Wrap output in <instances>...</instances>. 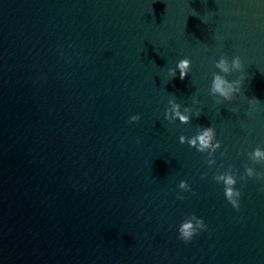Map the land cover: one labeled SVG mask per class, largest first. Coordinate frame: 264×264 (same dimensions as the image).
<instances>
[{"label":"water","instance_id":"1","mask_svg":"<svg viewBox=\"0 0 264 264\" xmlns=\"http://www.w3.org/2000/svg\"><path fill=\"white\" fill-rule=\"evenodd\" d=\"M221 55L244 66L236 105L208 94ZM173 97L201 115L167 123ZM198 127L222 144L213 167L179 143ZM257 146L264 0H0V264H264V183L238 181L236 211L213 180ZM192 214L207 229L185 244Z\"/></svg>","mask_w":264,"mask_h":264},{"label":"clouds","instance_id":"2","mask_svg":"<svg viewBox=\"0 0 264 264\" xmlns=\"http://www.w3.org/2000/svg\"><path fill=\"white\" fill-rule=\"evenodd\" d=\"M191 59L185 57L176 62L174 68H169L166 72L168 79H174L179 73V79L183 81L187 78L191 70ZM215 72L212 74L211 83L208 89L209 96L213 99L216 105H220L224 102L236 105L240 102L241 89L244 85L245 77L239 76L237 79L229 81L227 77L233 73H242L244 66L239 56L229 58L227 55H221L214 63ZM200 101L193 99L192 104L198 105ZM261 101L255 97L248 100L249 111L245 113V116H251L256 109V105ZM235 114H238V109L231 108ZM200 110L194 107L185 106L178 103L176 98L173 97L168 100V107L164 112V119L169 124H175L179 122L181 125H188L191 123L192 117H199L201 115ZM141 119L140 115H132L129 119V123H136ZM180 144H187L190 148L195 149L200 154H206V163L208 167H213L216 164L214 159L215 154L221 149L222 144L217 139V132L214 127H198L196 132L191 137L181 135L179 137ZM222 155H224L222 153ZM247 159L251 162V165L264 166V147L257 146L247 154ZM251 165H244L243 174H238L231 166L226 171L219 172L213 176L215 183L223 186L224 198L231 207L239 211L240 200L242 193L237 188L238 181L247 182L249 180L259 181L264 183V172L258 171L256 167ZM205 177L202 176L201 179ZM181 193H190L192 188L186 180H181L177 185ZM194 194V193H193ZM178 200H183L184 196L178 195ZM207 229V225L202 218L192 214L186 217L177 228V236L185 244H189L193 239L199 235L202 231Z\"/></svg>","mask_w":264,"mask_h":264}]
</instances>
